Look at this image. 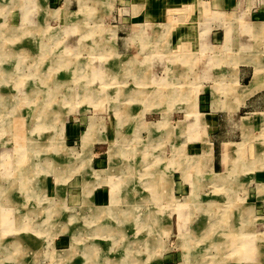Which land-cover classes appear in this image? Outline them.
Here are the masks:
<instances>
[{"label": "rangeland", "instance_id": "obj_1", "mask_svg": "<svg viewBox=\"0 0 264 264\" xmlns=\"http://www.w3.org/2000/svg\"><path fill=\"white\" fill-rule=\"evenodd\" d=\"M261 1L262 2L255 0L252 6L248 5L251 7L250 10L247 8V14H249L248 20H264V0ZM133 2V0H104L99 7L98 3L95 4L93 0L85 1L86 10L95 8L96 12H99V9H102L105 13L103 12L102 16L97 15L90 19L89 17L85 18L87 19V32L84 34L74 30L70 32L69 28H64L67 33L64 37H61V41L57 42V47H65L66 50L56 54L62 49L60 48V50H58L59 48L56 47V53L50 52L46 55L48 48L44 50V43L51 42L49 38V33L51 32H48L46 25L56 27L62 23L58 20L50 19L46 20V22H42L37 30H34L35 28L33 26H25L30 23H35L34 20L27 18L22 20L20 18L22 9L24 12L27 9L28 11L32 10L30 0H0V59L3 60V58H6V61L13 63V66L9 69L4 65L0 66V95H2L0 96V147H3V149L0 148V178H8L10 181L14 180L13 190H19L20 184L17 179H19L18 176L24 174L21 177L23 185L26 183L29 185L33 184L34 188L36 187L35 189L41 187L43 190L42 194L44 193L48 196L42 199L44 202L42 203V207L31 208L28 213L23 215V220H26L21 226H18L23 229H17V233H15L20 239H25L27 236H31V238L37 237L36 239L39 243L36 245H27L26 241L28 239L24 241L20 240L18 243L15 238L10 237V215L8 212H0V243H2L4 247L0 250V264H29L31 261V264L47 263L48 261H44L43 259V256L46 254V252L43 254L44 240H46L49 235L61 234L63 231H68L72 237L74 233L71 230H81L82 237H88L89 235L94 236L96 238V242H94L98 254H103L102 259H104L105 262L108 260L107 264H112V262L119 264V260L121 259V254H119V252H122L125 247L123 242L126 237L128 241L131 242L128 251L131 258L135 260L134 264L209 263V261L211 262L209 256L215 253V249H210L208 255L204 256V260L200 257L203 251L201 248L206 245L203 243L202 235L208 230L209 226L206 218L213 217L215 213H221L220 221L223 224L224 234L228 235L231 232L232 236L230 239L232 242L228 241L231 245H227L224 256L221 257L218 263L264 264V182L258 181L255 184L259 195L252 182L253 172L255 176L256 173L259 172L258 169L264 170V122L261 121V115L249 114L252 117V131L254 132V136L246 133V135H250L247 141L246 136H243V141L233 143V150L230 145L226 147V155L229 154L231 161L236 162V164L238 162L237 165L239 167L233 169L228 167L226 170L219 172L214 171L211 167V143H209L208 148L200 155L196 154V150H194L190 144H197V148H199V146L202 147L204 139L207 140L209 137L213 141H215V139L217 141L220 139H222L221 141L227 139L240 140V116L245 115L246 112L241 108L240 111L237 112V115H231V118L222 121L218 131L213 135L208 131L209 129L207 126H205V119L201 118L204 113L210 110V88L206 90L203 88L201 91L194 89L183 91L179 76L174 75L175 92L171 91L170 85H166L164 88L166 92H156V94L152 92L132 93V91L136 89L145 90L147 92L146 89L149 85L151 87L153 80L149 78L148 85L144 72V61H138V63L141 62L140 64L131 63L137 65L136 70L134 67H132L131 70L125 67L126 69L121 71L114 68L113 63H118L116 67L118 65L120 67L126 61H117L120 55H114L111 46L112 27L110 24H116L118 18H121V20L127 18L129 12L127 8L130 6L132 12ZM75 3L76 1H73L71 4L73 9ZM80 4H82V1ZM134 5H136V11H139L143 4L136 3ZM58 6L59 4H55L54 6H49V8L55 10ZM110 7L113 9L109 11ZM120 8H122V10ZM190 10L191 5L189 6L188 4L182 3L177 6L166 5L162 16L166 25L163 34L168 33L177 23L185 21L186 15ZM228 10L231 11V9L224 8L220 13L215 12L214 18L223 17L224 13ZM118 11L120 12L119 15L116 14ZM122 12L124 14H121ZM74 13L75 12H71L70 15H74ZM203 14L206 16L203 18V21L207 22L208 9L205 3ZM242 14H244V12L238 14L235 11L236 16H242ZM226 17L230 19L233 17V14L227 13ZM201 19L202 15L200 17V20ZM199 22H202V20ZM236 22L241 25V28L245 25L244 20L240 21L237 19ZM9 25L14 27H9ZM236 25L237 24H235V26ZM151 26L152 24L149 25L148 23L141 27L138 26L139 28H135L134 25L132 26L136 32L135 36L137 37L134 43L139 42L136 50L141 54L140 57H143L142 54L147 52L155 55L158 54L156 53L157 51H154L158 47L156 40L153 44L152 51L150 50L152 46L150 41L147 45H140L143 38H147V36L151 37ZM228 26H231L229 22L224 23V26L216 25V30H221L222 33L219 38L220 41L216 40V43H214L215 50L213 48L212 50H223L224 27L227 29L226 40L230 36L231 29H228ZM62 27L63 26L56 27V29ZM152 28L158 31L157 27L154 28L153 26ZM200 28L201 26L199 29ZM206 29L207 27L203 24L201 35L207 33ZM120 30L119 34L127 37V29L121 27ZM237 32L239 37H247V40L253 41V43H249L250 46H257V44L262 41L264 42V21L261 23L248 22L244 30L238 29ZM247 40L246 42H248ZM40 42L42 44L39 46L38 43ZM187 43L188 41L183 40V43H179L176 48H185V46H188ZM207 43L208 42L205 43V46H203L204 44L202 43L199 44L201 48V71H207L208 66L206 62L209 58H213L215 53L211 52V49H208L209 43ZM37 44L41 49L32 51L31 48H35ZM95 44H99L100 46H95ZM71 46H73L72 49L69 48ZM228 50L229 52L227 53L230 54V56L233 53H238L233 47H229ZM30 54L31 56L33 54L36 57L40 56V58H36L35 60L30 59ZM72 54H75V56H71ZM164 56H167V54ZM21 57L23 59H21ZM112 57H114L113 63L111 62ZM255 57H257V54ZM37 59L38 61H36ZM48 61L52 65L49 64ZM77 61L80 62L77 63ZM20 62L23 65H21ZM166 62L167 60L164 64H166ZM16 63L20 64L17 65ZM181 63V61H177L174 66L180 70L186 69L185 64L183 65V63ZM170 65L172 67V62H170ZM221 65L223 69H226L224 78L229 77V79H233L232 77L235 74L232 71L234 69V64L230 61H226ZM18 66L21 67L18 68ZM152 70L157 71V75L162 74L160 67L157 65L153 67ZM262 73L264 74V71L260 74ZM139 74H143V77H137ZM175 80L180 83H175ZM155 82V86L152 87L161 89L160 85L162 82L160 80ZM184 82V87H192L189 77L185 78ZM202 82L205 83L204 85H206V87H209L210 78L206 76L203 78ZM235 82L236 78L233 82L228 83L232 86ZM53 86L55 88H53ZM6 93L9 94L6 95ZM170 95L173 99L172 102L174 103L176 101V106L181 108V110L171 105ZM217 95L218 92L215 93V97H217ZM222 95L223 94L220 92V97ZM185 102L188 107L185 106L187 110L184 112L182 105ZM44 116H46V118ZM163 116L170 119L166 125L165 123L167 120H162ZM179 120H181L184 125H182ZM101 123L102 126L99 128L98 125ZM211 123L212 120L207 119V124ZM59 125L63 127L61 134L65 146L68 148L70 146H75L76 148L73 156H70L69 150L66 149L67 147H62L57 143V133L51 135L55 132L51 127ZM69 125H73L72 127L75 129L77 128V134L83 132L81 135V152H79L80 146L78 142L77 144H68V139H65V136H67V127H69ZM184 126L185 132H189L190 136H195L198 128L201 130V134L199 133L200 135L197 139L190 142L187 138V134L177 132ZM168 127H170L173 132L168 134V139L163 142V145L159 143L161 145L159 146L157 140H151L155 131L158 132V135L161 137L162 134L165 133V130H168ZM97 135L108 137L110 142L108 144H102V152L104 151L101 155L102 160L100 162H95L93 160L92 162L90 161V146L93 141L98 139ZM190 136L189 138H195ZM78 137L79 134L76 140H78ZM116 137L117 142L120 141L119 143L114 142ZM169 142H176L171 144L172 152L168 144ZM250 144L254 145V150L257 149L255 156L252 158V152L249 149ZM223 145L224 144H221V146ZM117 146L120 147L118 150H122L123 153L121 151L119 155L115 153L114 150L117 149ZM128 147L131 149V151L129 149V154L133 155L134 163L137 166L135 172V169L132 172L128 161L125 160L126 157H124V161L127 165L123 163V155L125 156ZM234 151H236L237 154L231 156V153ZM36 155L39 156L40 159ZM24 156H26V159H24ZM139 160L142 163L139 164ZM197 160L201 162L200 165L203 173H200L197 168H193L192 173H190L187 169L190 167V164H193V162ZM154 171L162 176V179L160 178V183L163 184L165 182L166 188L164 189L165 195L163 198L157 200L158 202L153 200L154 203H152L151 198H147L149 189L147 188L146 175ZM131 172L134 178L131 179L135 181L137 187L130 185L127 187L128 192L123 194L121 184L118 181L119 177L122 174L121 181L128 184L131 182L129 179L130 175H132ZM8 174L10 175L7 176ZM192 177L196 182L195 185H198L199 190L192 185L193 182L190 179ZM97 183L108 184L98 185L94 189L105 190V201L97 203L98 205L103 204L104 206H97L93 209H89V201L87 202V200L82 197V194L85 198L89 197L92 188ZM61 191L66 195L65 211L68 215V222L66 221L65 224H62V227L56 223L57 220H54V218L57 219L62 212L61 201H59ZM71 195L74 196V200L72 201L70 199ZM51 196H54V198H50ZM185 199H194L193 209L195 211H192L189 217L180 219V213L183 211L180 210L181 207H183L182 204ZM203 199L208 203L209 210L202 211L201 213L197 209L203 205ZM123 202H146L145 206L139 204L137 212L141 214V212H148L149 210L156 218L154 224L156 233L154 234L155 239H152V246L145 247L144 245H134V233L139 231L126 223L119 225V230L124 232L122 239L116 238L114 241L107 233H96L97 226H95V222L98 224H100V222L92 217H95L100 210L108 211L111 205L118 204L119 207L116 206V208L120 209ZM232 211L234 213H232ZM137 212H135V214ZM186 216H188V214H186ZM87 217L90 218L91 221L88 220ZM105 218H107L105 214L101 216L102 220ZM110 222L114 224L112 220ZM140 223L141 221L137 224V228L140 226V234L143 235L147 230L142 228L143 226L140 225ZM187 225L194 228V230H190L192 231L190 237L193 242L192 246L199 248L194 256L189 257L187 256L189 246L184 242L186 238L188 239L187 230L185 229ZM6 226L7 229L4 228ZM181 234H185L186 236ZM144 237L145 235L142 236L141 239H144ZM72 243L70 248L57 253V256L47 253L45 257L51 259L47 264H60L68 259V257L69 260L67 262L70 264H81L74 260L75 250L79 247L80 241H73ZM18 245L21 249L18 248ZM68 245L69 243H67L65 247H68ZM34 247H36V250ZM35 253L41 254L40 258L42 259H37ZM241 254H248V256L246 255L243 258ZM59 255H61V258ZM65 256H67V258L64 259ZM196 256L198 258H196ZM54 257H57V259L54 260ZM105 257L107 259H105Z\"/></svg>", "mask_w": 264, "mask_h": 264}, {"label": "crops", "instance_id": "obj_2", "mask_svg": "<svg viewBox=\"0 0 264 264\" xmlns=\"http://www.w3.org/2000/svg\"><path fill=\"white\" fill-rule=\"evenodd\" d=\"M73 1H76L74 9L72 8L73 6L71 5ZM73 1L72 0H30L32 10L28 11V9H27L24 12L22 9V11L20 12V18L22 20L27 18V19L35 21L36 24L30 23L28 25H25V26H33L35 28L34 30H37L39 25L42 22H46V20H50V19L58 20L59 22L62 23L61 25H58L56 27H60V26H63V27L57 28V29H56V27H53L51 25H46V29L48 30V32H51V33H49V38L51 39V42L44 43V46H45L44 50H46L48 48L46 55H48L50 52L56 53L57 42L61 41V37H64L67 33V32H65L64 28H69L70 32H72V30H74V31H80V33L84 34L85 32H87L86 31L87 19H85V18L89 17V19H90L93 16H97V15L102 16V13L104 12L102 9H99V12H96L95 8L86 10L85 1H87V0H73ZM81 1H82V4H80ZM88 1H91V0H88ZM93 1L95 4L98 3L99 7L104 2V0H93ZM133 1L134 2L132 3V12H131L130 6L127 8V9H129V12L127 14L128 17L124 18L123 19L124 21L121 20V18H118L116 24L115 23L110 24V26L112 27L111 28V37H112L111 46H112V49L114 51V55H116V56L120 55V57L117 58V61L118 60H120V61L125 60L126 61L123 63L122 66L119 67V65H118L116 67V64H118V63H113L114 57H112L111 62L114 64V68L121 71L123 69H126L125 67H127L128 70H131V68L134 67L136 70L137 65H133L131 63H138V61H144L145 62V67H144L145 77L147 79L148 85H149V78H151L153 80L152 85H151V87H150V85L147 87V89H146L147 92L145 90L136 89V90L132 91V93L133 92H136V93H150V92H152L153 94H156V92H164L165 91L164 88L166 87V85H170L171 91L175 92V89H174V79H175L174 77L175 76L174 75L179 76V80H181V83H182L183 91L193 90V89L201 91L203 88L205 90L207 88H210V102H209L210 110L208 112L204 113L201 116V118L205 119V121L203 120L205 123V126H207V128L209 129L208 131L213 135L215 132L218 131L219 127L221 126L222 121H225V120L231 118L230 117L231 115H237V112L240 111L241 108H243L245 110L244 112H246V113H245V115L240 116V121H239V124H240L239 132L241 133V139L240 140L227 139V140L221 141L222 139H220L219 141H217L215 139V141H213L209 137V139H207V140L204 139V141H203L204 144L202 145V147L199 146V148H197L198 147L197 144H194V143L190 144V146L194 150H196V154L200 155L201 153H203L208 148L209 143H211V146H212V153H211V160H212L211 165L212 166L211 167L214 171H218V172L224 171L228 167H230L232 169L238 168L239 167L237 165L238 162L236 164V162L231 161V157L229 156V154L226 155L227 154L226 147L228 145H230V146H232V150H233V147H234L233 143H235L237 141H243V136L244 137L246 136V141L248 140L250 135L254 136L253 135L254 132L252 131V117L249 114H260L261 115V121L264 122V120H263L264 119V116H263L264 115L263 114L264 113V74L263 73L260 74L262 71H264V42L262 41L261 43L257 44V46H250L249 43H253V41L247 40V37H244V38H241V36L239 37L238 32H237L238 29L244 30V28L246 27L248 22L249 23H261L262 21H264V20L252 21V20L247 19V18H249V14H247L248 13L247 8H249V10H250L251 7H249V6H252V4L255 3V0H133ZM259 1L262 2L261 0H259ZM136 3L143 4L139 11H136V9H135L136 5H134V4H136ZM182 3L188 4L189 6L191 5V10L186 15L187 17L185 18V21L177 23L173 28H171V30L168 33L163 34L165 31V28H166L164 18L162 17L164 7L166 5L177 6V5H181ZM204 3L206 4V7L208 9V14H207L208 17L206 18L207 22L203 21V18L206 17L203 14ZM55 4H59V6L55 8V10L49 8V6H54ZM112 7H110L109 11L113 9ZM224 8L225 9H227V8L231 9V11L228 10L227 12H225L223 17L214 18V16H215L214 13L215 12L220 13V12H222V10H224ZM120 9L122 10V8H120ZM118 10H119V8H118ZM242 10H244V11H242ZM235 11L238 14H240L242 12H244V14H242V16H240V15L236 16ZM71 12H75L74 15H70ZM209 13H210V15H209ZM227 13H232L233 17L230 19L227 18L226 17ZM116 14L119 15L120 12L118 11V12H116ZM121 14H124V13L122 12ZM201 15H202V19H201L202 22H199V21H201L200 20ZM237 19L240 21H242V20L245 21L244 22L245 25L243 26V28H241V25L238 24L239 21L236 22ZM226 22H229V24L231 25L230 27L229 26L227 27L228 29L229 28L231 29L230 36L226 40V37H227L226 30L227 29H225V27H224V32H223V36H224L223 46L224 47H223V50L218 51V49H217L216 51H214L215 50V44L214 43H216V40H219V38L221 37V33H222L221 30L220 31L216 30V25L224 26V23H226ZM147 23L149 25L152 24L151 33H150L151 37L147 36V38H143L142 43L140 42V45L141 44L147 45V43L150 41V44L152 45L150 50L152 51L153 46H154L153 44L156 40L158 43V47L154 51H157L156 53H158V54L155 55V54H152L150 52H147L145 54H142L143 57H140L141 54H139V52H137V50H136L137 44L139 42L134 43V41L136 40L137 37L135 36L136 32L134 31V28L132 26L134 25L135 28H139L138 26L141 27L144 24L147 25ZM203 24H205V26L207 27V29H206L207 35L206 34L201 35V30H202ZM235 24H237V25L235 26ZM34 25H37V26H34ZM153 26H154V28L157 27L158 31H157V29L156 30L153 29L152 28ZM200 26H201V28L199 29ZM121 27H125V29H127V31H126L127 37L121 36L119 34V31H121L120 30ZM55 29H56V31H55ZM183 40L188 41V43H187L188 46H185V48H182V49L176 48V46L179 43H183ZM246 40L248 42H246ZM205 41L209 43V44L207 43L208 49H211L210 51L215 52V53H214V57L209 58V60L206 62L207 66H208L207 71H204V70L201 71L200 70L201 69V67H200V65H201V62H200L201 48H200L199 44L202 43V44H204L203 46H205V43H206ZM36 43H37V41H36ZM38 44L40 46L42 43L40 42ZM38 44H37V46H35V48L32 47L31 50L32 51L35 49L40 50L41 48L38 46ZM95 46H100V45L95 44ZM72 47L73 46H71L69 48L72 49ZM80 47H82V46H80ZM229 47H233L235 49V51L238 53H236V54L233 53L230 56V54L227 53V52H229V50H228ZM57 48H59L58 50H60V48H62V47L58 46ZM212 48L214 50H212ZM67 49H68V46H67ZM77 49H80V48H77ZM64 50H66L65 47H63L56 54L61 53V51H64ZM166 54H167V56H164ZM256 54H257V57H255ZM30 56H31V54H30ZM71 56L74 57L75 54H72ZM156 56H157V58H156ZM138 57H139V59H138ZM227 57H229V58H227ZM36 58L39 59L40 56L36 57L33 54L30 59L35 60ZM5 59L6 58H3V60L0 59V66L4 65L7 69H9L11 66H13L12 65L13 63H11L10 61H6ZM38 59L36 61H38ZM74 60H75V58H74ZM166 60H167V62H166V64H164ZM177 61H181L183 63V65L185 64L186 69L180 70L177 67H175L174 64L177 63ZM226 61H230V62H232V64H234V69L232 71L235 74L232 77L233 79H229V77L224 78V74L226 73V69H223L221 64H223ZM78 62H80V61H77V63ZM170 62H172V64H173L172 67L170 65ZM48 63L51 64L49 61H48ZM140 63L141 62H139L138 64H140ZM21 65H23V64L21 63ZM156 65L160 67L162 74L157 75V71L152 70V68L155 67ZM20 67L21 66H18V68H20ZM207 73H208V75H207ZM206 76L208 78H210L209 87H206V85H204L205 83L202 82L203 78H205ZM137 77H143V74H139ZM184 77L185 78L189 77L190 83H192V87H190V88L184 87V85H185V82H184L185 78ZM235 78H236V82L231 86L228 82H230V83L233 82V80ZM157 80H160L162 82L160 85L161 89L152 87V86H155V83H156L155 81H157ZM165 82H167V83H165ZM175 83H180V82L175 80ZM226 84H228V85H226ZM229 86L231 89L229 88ZM217 92H218V95H217V97H215V93H217ZM220 92L223 94L221 96L223 98L220 97ZM170 99H171V105L174 106L176 109L181 110V108H178V106H176V104H175L176 101L174 103L172 102L173 99L171 98V95H170ZM185 106L188 107V105H186V102L183 103V105H182L184 112H185V110H187V108ZM198 118H199V115H198ZM207 119L212 120V123L207 124ZM162 120H167L165 123V125H166L170 119H168V117L166 118L163 116ZM162 120H155V121H162ZM183 120H184V118H183ZM179 121H181V120H179ZM179 121H178V123H179ZM151 122H153V121H151ZM72 126L73 125H69V127H67L68 128L67 129V136H65V139L66 138L68 139V141H67L68 144H71V143L77 144V142H78L79 146H80L79 152H81V150H82L81 135L83 132L81 134L78 133L79 137H78V140H76L77 135H78L76 132L77 128L75 129ZM101 126H102V123L98 125L99 128H101ZM48 127H50V126H48ZM41 128H47V127H41ZM51 129H54V131H55L51 135H55V133H57V138H58V140H56L57 143L60 144L62 147H67L64 144V140H63V137L61 134L62 130H63L62 125L52 126ZM65 131H66V129H65ZM170 132H173V131H172V129H170V127H168V130H165V133L162 134V136L160 137L158 135V132L155 131V133L152 135L151 140H155V141L157 140L158 145L161 146V145H163V142L168 139V134ZM177 132L187 134V138L189 139L190 142L191 141L193 142L201 134L200 133L201 130L198 128V131L195 133V136H190L189 132H185V126ZM246 133H248L250 135H246ZM51 135H49V136H51ZM189 136L195 137V138H189ZM48 137H47V139H48ZM46 140H43V141H46ZM246 141H245V143H246ZM109 142H110V139H108V137L106 138L105 136H101V135L98 136V139L96 141H93L91 143V146H90V154H91V160L90 161L93 162V160H94L95 162L96 161L100 162L102 160L101 155H102V153H104V151L102 152V150H103L102 144H106V143L108 144ZM114 142H117V137L114 140ZM172 143H176V142H169L168 143L170 146L171 152H172V146H171ZM177 144H182V143H177ZM221 144H224V145L221 146ZM0 148L3 149V147H0ZM116 148L117 149L114 151L117 155H119L120 151L122 152V150L119 151L118 149L120 147H118V146ZM66 149L69 150L70 156H73L75 154V152H74L76 149L75 146H70L69 148L67 147ZM129 149H130V147L127 148L128 151L126 152L125 156L123 155V163H124V165L125 164L127 165V163H125V161H124V157H126L125 160L128 161L132 172L134 169H135L134 170V172H135L137 166L134 163L133 155L129 154L130 153ZM249 149L252 152V155H251V158H252L255 156L257 149L254 150L253 144L252 145L250 144ZM130 151H131V149H130ZM234 152L231 153V156H234L235 154H237L236 151H234ZM25 157L26 156H24V159H26ZM37 157L39 158V156H37ZM246 158L250 159L249 157H246ZM26 161H24V162H26ZM228 161H231V162H228ZM9 163L13 164L11 162H9ZM140 163H142V162L139 160V164ZM90 164H91V162H90ZM92 169L95 170L94 168H92ZM98 170H101V169H98ZM102 171H104V170H102ZM258 171L259 172L256 173L255 176H254V172H253V180H252V182L254 183V188L256 191H257L256 186H255L256 182H258V181L264 182V170L258 169ZM10 174H8L7 176H9ZM23 175L24 174L18 176L19 179H17L19 181V184H20L19 190H13L14 189L13 188L14 180L10 181L8 178H6V179L0 178V212H8L10 215V220H11L10 221L11 233L9 232L10 237L15 238L18 241V243L20 242V240L24 241V240L28 239L26 241V244L27 245L31 244L33 246V245H36L37 243H39L36 239L37 237L31 238V236H27L25 239H22V238L20 239V238H18L17 235H15V233H17V229H23V228L18 227V226H21L24 222V220L22 218L23 215H25V213H28L31 208L40 207V206L42 207V203H44L42 201V199L44 197H48V196L44 193L42 194L43 190L41 187L39 189H35L36 187L34 188L33 184L29 185L26 183L23 185L22 180H21V177ZM132 178H133V173H132ZM133 179L130 180L131 182H129V184H125L121 181L122 180V174H121L118 181L121 184L123 194L128 192L127 187H129L130 185L137 187V185L134 183L135 181H133ZM98 185H108V184L107 183H97L92 188L90 196L87 198H85L82 194V197L85 200H87V202L89 201V204H88L89 209H93L97 206L98 207L104 206L103 204H99V205L97 204V203H102L103 201H105L104 200L105 199V190H103V189L94 190ZM62 190H63V188H62ZM257 193H258V191H257ZM56 195H57V191H56ZM258 195H259V193H258ZM50 198H54V196H51ZM70 199H71V201L74 200V196L71 195ZM65 200H66V195H65V193L63 194V192L61 191V194L59 195V201H61L62 212L60 213V216L57 219L54 218V220H57L56 223L60 226L62 224H65L66 221L68 222V219H67L68 215L65 211V208H66L65 207V204H66ZM106 206H108V205H106ZM19 221H21V222H19ZM250 226H252V225H250ZM4 228L7 229V227H4ZM47 237L48 238L46 240H44L43 254L46 252L45 255H47V253H51V254H54L57 256V253L65 250L67 248H70L73 244L72 243L73 237H71V235L68 231H63L61 234L59 233L56 235H49ZM80 237H81L80 245L75 250L74 260H75V262H80L81 264H85L88 260L91 259V258H89L88 255H86V252L94 253V251H95V253L98 254V250L96 249L97 247L95 245V242H96L95 239L96 238L94 236H90V235L88 237H82V236H80ZM45 243H46V245H45ZM67 243H69V245H68V247H65L67 245ZM34 249L36 250V247H34ZM43 254H42V256H43ZM45 255L43 256L44 261L45 260H47L48 262L51 261V259L49 257H45ZM35 256L37 257V259H42V258H40L41 254H35ZM53 259L56 260L57 257L56 258L54 257ZM63 260H62V262H63ZM37 262H38V260H37ZM47 263L45 262L44 264H47ZM13 264H25V263H13ZM29 264H31V263H29ZM60 264H70V263L69 262H63Z\"/></svg>", "mask_w": 264, "mask_h": 264}, {"label": "bare ground", "instance_id": "obj_3", "mask_svg": "<svg viewBox=\"0 0 264 264\" xmlns=\"http://www.w3.org/2000/svg\"><path fill=\"white\" fill-rule=\"evenodd\" d=\"M88 1V0H87ZM186 14V13H185ZM167 21V20H166ZM169 23V22H168ZM23 26V25H22ZM1 27V26H0ZM9 27H14V26H11V25H9ZM5 29V28H4ZM9 30V29H8ZM27 32V31H26ZM32 34V33H31ZM34 34V33H33ZM2 37V36H1ZM251 37V36H250ZM20 38V37H19ZM7 46V45H6ZM181 48V47H180ZM6 49V48H5ZM1 51H2V49H1ZM23 52V51H22ZM43 57V56H42ZM16 59V58H15ZM21 59H23L22 57H21ZM22 62V61H21ZM20 64V63H19ZM86 64V63H85ZM88 65V64H87ZM38 68V67H37ZM85 68V67H84ZM95 68V67H94ZM40 69V68H39ZM99 73V72H98ZM97 73V74H98ZM104 73V72H103ZM12 75V74H11ZM88 75V74H87ZM12 77V76H11ZM92 80V79H91ZM99 82H101V81H99ZM44 84H47V83H44ZM182 84V83H181ZM100 85V84H99ZM113 85V84H112ZM85 86V85H84ZM49 87V86H48ZM53 88H55L54 86H53ZM88 88V87H87ZM75 89V88H74ZM176 90V89H175ZM85 91V90H84ZM83 91V92H84ZM178 91V90H177ZM180 91V90H179ZM91 92V91H90ZM119 93V92H118ZM9 94V93H8ZM7 93H6V95H8ZM136 95V94H135ZM0 96H2V95H0ZM92 96V95H91ZM53 98V97H52ZM73 98V97H72ZM92 98H93V96H92ZM3 103V102H2ZM48 108V107H47ZM42 114V113H41ZM45 115V114H44ZM54 115V114H53ZM43 116V115H42ZM264 116V115H263ZM45 118H46V116H44ZM39 119V118H38ZM42 119V118H41ZM181 123H182V125H184V123L181 121ZM9 126H10V123H9ZM190 127V126H189ZM17 134V133H16ZM28 140V139H27ZM26 140V141H27ZM122 140H124V139H122ZM51 141V140H50ZM42 142V141H41ZM117 143H119V142H117ZM48 144H49V142H48ZM58 146V145H57ZM56 148V147H55ZM29 150V149H28ZM57 150V149H56ZM143 151V150H142ZM56 152H58V151H56ZM31 153V152H30ZM183 153V152H182ZM35 156V155H34ZM37 156V155H36ZM7 158V157H6ZM5 158V159H6ZM200 158V157H199ZM260 158H262V157H260ZM4 159V160H5ZM45 161V160H44ZM53 161V160H52ZM46 163V162H45ZM189 163V162H188ZM194 164V165H193ZM193 164H190V167L187 169V170H189L190 171V173H192V170H193V168H197V170L200 172V173H203V171H202V167H201V162H200V160H197V161H195V162H193ZM251 167V166H250ZM244 168V167H243ZM126 169H128V168H126ZM237 170V169H236ZM181 171V170H180ZM142 173V172H141ZM149 173V172H148ZM182 173V172H181ZM189 173V172H188ZM231 173H232V171H231ZM235 173V172H234ZM32 174V173H31ZM131 174H132V172H131ZM127 175V174H126ZM128 175H129V172H128ZM234 177V176H233ZM27 178V177H26ZM131 178H132V175H130V177H129V179L131 180ZM146 178H147V184H148V186H147V188L149 189V195H148V197L147 198H151V200H152V203H154V201L153 200H160V199H162L163 198V196L165 195V193H164V189L166 188V186H165V182L163 183V184H161L160 183V178L162 179V176L160 175V174H158L157 172H151V173H149V174H147L146 175ZM191 179V181L193 182V186H195V188L197 187V189H198V185H195V181H194V178L192 177V178H190ZM221 179H223V178H221ZM230 180V179H229ZM25 181H26V179H25ZM28 181V180H27ZM26 183V182H25ZM135 183V182H134ZM129 184V183H128ZM32 185V184H31ZM224 186V185H223ZM225 187V186H224ZM196 189V190H197ZM195 190V191H196ZM199 190V189H198ZM135 191V190H134ZM195 191H193V192H195ZM197 193V192H196ZM194 194V193H193ZM191 195V194H190ZM197 195V194H196ZM191 198V197H190ZM196 199V198H195ZM158 202V201H157ZM149 203V202H148ZM193 203H194V199L193 200H191V199H185L184 200V202H183V204H182V206L183 207H181V210L180 211H182L181 213H180V219L182 218V219H185L186 217H189V214L193 211H195L193 208ZM139 204H141L142 206H145V204H146V202H142V203H139V202H137V203H122L121 204V206L122 207H120V209L118 208H116V206H118L119 207V205L118 204H116V205H111V207L109 208V210L107 211V210H100V212H98L97 214H96V216L95 217H92V218H95L96 219V221H99L100 222V224H98L97 222H95V226H97L96 228H97V230H96V233L97 234H100V233H107L108 234V236L110 237V238H112V239H114V241H115V239L116 238H121L122 239V235H123V233L124 232H122L121 230H119V225L120 224H123V223H126V224H129V225H131L133 228L135 227L136 229H138V231L139 232H137V233H134V235H135V241H134V245L135 244H137V245H139V246H141V245H144L145 247H149V246H152L153 245V242H152V239H155V236H154V234L156 233L155 232V229H154V224H155V222H156V218L149 212V210H148V212H141V214H138V206H139ZM150 204V203H149ZM148 204V205H149ZM203 205L201 206V207H199L197 210L199 211V212H201L202 213V211H205V210H209V205H208V203L207 202H205V199H203V203H202ZM197 205V204H196ZM156 206V205H155ZM211 206V205H210ZM116 209H115V208ZM114 208V209H113ZM213 208V207H212ZM113 209V210H112ZM193 209V210H192ZM232 209V208H231ZM156 210V209H155ZM213 210V209H212ZM227 210V209H226ZM19 211V210H18ZM223 211H225V210H223ZM228 211V210H227ZM41 212V211H40ZM53 212V211H52ZM135 212H137L136 214H135ZM217 212V211H216ZM33 213V212H32ZM142 213H143V215H142ZM198 213V212H197ZM204 213V212H203ZM232 213H234L233 211H232ZM106 215L107 216V218H105L104 220H102L101 219V216H103V215ZM186 214H188V216H186ZM110 215V216H109ZM142 215V216H141ZM191 215V214H190ZM31 216V215H30ZM223 216V215H222ZM227 216V215H226ZM3 217V216H2ZM100 217V218H99ZM142 217V218H141ZM193 217V216H192ZM27 218V217H26ZM32 218V217H31ZM2 219V218H1ZM87 219L88 220H90V218H88L87 217ZM189 219V218H188ZM191 219V218H190ZM207 220H208V230H206V232L204 233V235H202L203 237H202V240H203V243H204V245L205 246H203L201 249L203 250L202 251V254L200 255V257L204 260V256L205 255H208V251L210 250V249H212V248H214L215 249V253L213 254V255H210L209 257V259H211V262L209 261V263H206V262H204L203 264H220V263H218L220 260H221V257L222 256H224V251H225V249L227 248V245L229 246V244L231 245V243H229L228 241H231L230 239H231V232H230V230H229V232H230V234H224L225 233V231H223V224H222V222L220 221L221 220V213H215L214 215H213V217H207L206 218ZM26 220V219H25ZM24 220V221H25ZM113 221L114 222V224L113 223H111L110 221ZM227 220V219H226ZM30 221V220H29ZM87 221V220H86ZM91 221V220H90ZM141 221V223H140V225H142L143 227L142 228H145L147 231H146V233H144L143 235H141L140 234V226H138V228H137V224H139V222ZM187 221V220H186ZM88 222V221H87ZM92 222H93V219H92ZM185 222V221H184ZM191 222H192V220H191ZM223 222H225V221H223ZM226 223V222H225ZM35 224V223H34ZM3 225V224H2ZM26 225V224H25ZM33 225V224H32ZM195 225V224H194ZM228 225H229V223H228ZM197 226V225H196ZM7 227V226H6ZM37 227V226H36ZM181 228H182V226H181ZM190 228V229H189ZM185 229L187 230V237H188V239L186 238L185 240H184V242H185V244L186 245H188L189 246V251L187 252V256L189 257V256H194V254L195 253H197V249H199V248H197L196 246H192L193 245V242H192V240L190 239V237H191V233H192V231H190V230H194V228L192 227V226H186L185 227ZM74 234H72V237L74 238V242H78V241H81V230H71ZM227 232V231H226ZM239 232V231H238ZM228 233V232H227ZM1 234V233H0ZM7 234V233H6ZM84 235V234H83ZM145 235V237H144V239H141L142 238V236H144ZM181 235H183V236H186L185 234H181ZM3 236V235H2ZM125 237H126V235H125ZM235 237V236H234ZM120 239V240H121ZM83 240V239H82ZM130 240V239H129ZM201 240V241H202ZM222 240H224V241H222ZM2 241V240H1ZM15 241V240H14ZM17 241V240H16ZM113 241V242H114ZM187 241V242H186ZM11 242H13V241H11ZM189 242V243H188ZM232 242V241H231ZM10 243V242H9ZM123 244L125 245V247L123 248V251L122 252H119V254H121V259L119 260V264H134V262H135V260H133L132 258H131V256L129 255V251H128V248H129V246L131 245V242H129L128 241V238L126 237L125 239H124V242H123ZM16 245V244H15ZM185 245V246H186ZM11 246V245H10ZM4 247H3V244L2 243H0V250H2ZM12 248V247H11ZM18 248H20L19 247V245H18ZM23 248V247H22ZM239 248V247H238ZM21 249V248H20ZM30 249V248H29ZM28 249V250H29ZM114 249V248H113ZM137 249V248H136ZM142 249V248H141ZM201 249H200V251H201ZM106 250V249H105ZM118 251V250H117ZM139 251V250H138ZM142 251V250H141ZM250 251H251V249H250ZM22 253V252H21ZM133 253V252H132ZM36 254V253H35ZM23 255V254H22ZM86 255H88L89 256V258H91L90 260H88L85 264H107V261L105 262L104 261V259H102L103 257H102V253H100V254H96L95 253V251H94V253H92V252H90V253H88V252H86ZM110 255V254H109ZM242 255V257L244 258L246 255L248 256V254H241ZM25 256V255H24ZM23 256V257H24ZM34 256V255H33ZM108 256V255H107ZM199 256V255H198ZM59 257L61 258V255H59ZM109 257V256H108ZM65 258H67V256H65L64 257V259ZM191 258V257H190ZM196 258H198L197 256H196ZM242 258V259H243ZM22 259V258H21ZM105 259H107L106 257H105ZM36 260V259H35ZM69 260V257H68V259H66V260H64V262H67ZM195 260H197V259H195ZM137 261V260H136ZM15 262V261H14ZM31 263H32V261H31ZM117 263V262H116ZM239 263V262H238ZM112 264H115L114 262H112ZM136 264V263H135ZM138 264V263H137Z\"/></svg>", "mask_w": 264, "mask_h": 264}]
</instances>
